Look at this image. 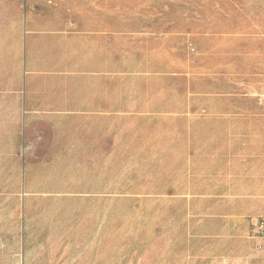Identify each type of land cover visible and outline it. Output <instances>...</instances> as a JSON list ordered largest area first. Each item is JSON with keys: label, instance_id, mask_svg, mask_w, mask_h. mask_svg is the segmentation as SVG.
I'll return each instance as SVG.
<instances>
[{"label": "crops", "instance_id": "0c3cea01", "mask_svg": "<svg viewBox=\"0 0 264 264\" xmlns=\"http://www.w3.org/2000/svg\"><path fill=\"white\" fill-rule=\"evenodd\" d=\"M11 12L0 15V204H22L19 232L14 226L20 264H60L58 251L47 260L28 253L26 204L45 193L84 194L76 204H108L109 192L213 204L229 264L264 255V235H239L264 214V191L238 174L231 153L198 147L204 139L190 136L178 115L188 108L150 103L162 39L156 26L126 23L125 10L111 9L109 0H24ZM109 161L135 162L140 170L147 162L149 172L135 176L136 188L110 190ZM62 162L74 166L69 182ZM96 214L102 219V207ZM106 249L97 234L74 263L107 264Z\"/></svg>", "mask_w": 264, "mask_h": 264}, {"label": "rangeland", "instance_id": "374dc122", "mask_svg": "<svg viewBox=\"0 0 264 264\" xmlns=\"http://www.w3.org/2000/svg\"><path fill=\"white\" fill-rule=\"evenodd\" d=\"M109 2L111 9L125 10L126 23L151 24L162 37L157 62L151 65L158 75L151 83L156 97L150 103L171 110L188 108L178 115H184L190 136L204 139L205 145L198 147L231 153L238 174L244 172L252 179L253 191L263 192L264 0ZM23 4L0 0V15L8 9L14 13ZM147 164L141 162L140 170L135 162L109 161L110 190L136 188L132 181L149 172ZM74 172L73 164L62 162L68 182ZM77 174L84 175L83 167L78 166ZM31 195L40 196L26 204V242L33 258L47 260L58 251L60 264H77L91 251L94 236L102 233L107 264H229L213 204H165L164 194L134 192H109L108 204H76L75 197L84 194ZM58 196L61 201L53 204ZM152 199L159 201L154 204ZM101 207L102 219L96 214ZM21 211L22 204H0V264H20L14 226L19 232ZM16 213L18 221L12 218ZM261 217L264 214L255 216L253 224ZM253 224L239 233L241 238L263 236L253 232ZM245 264H264V255Z\"/></svg>", "mask_w": 264, "mask_h": 264}, {"label": "built area", "instance_id": "2783aa9c", "mask_svg": "<svg viewBox=\"0 0 264 264\" xmlns=\"http://www.w3.org/2000/svg\"><path fill=\"white\" fill-rule=\"evenodd\" d=\"M253 232L264 235V217L256 220L255 224H253Z\"/></svg>", "mask_w": 264, "mask_h": 264}]
</instances>
